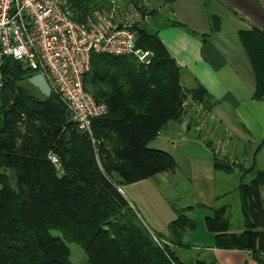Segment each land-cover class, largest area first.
<instances>
[{
  "label": "trees",
  "instance_id": "obj_1",
  "mask_svg": "<svg viewBox=\"0 0 264 264\" xmlns=\"http://www.w3.org/2000/svg\"><path fill=\"white\" fill-rule=\"evenodd\" d=\"M61 1L80 14L74 16L78 22L112 4V0ZM137 31L138 47L153 53L150 64L133 55L92 57L84 86L108 105V113L92 120L91 134L80 130L55 94L45 97L32 84L37 93L20 85L35 72L11 58L5 60L0 106V264H73L68 245L72 242L86 252L84 264H215L183 263L171 250V242L182 244L183 234L196 226L186 214L193 206L180 209L173 204L177 218L169 231L174 239H165L168 244L160 246L119 189L175 170L176 159L150 144L171 121L193 112L192 104L184 107L189 97L207 112L213 106L212 96L201 84L190 90L183 87L181 69L157 32ZM240 36L256 75L254 97L264 100V32L254 29ZM50 153L60 158V169ZM215 166L231 171L228 163L217 160ZM7 169L14 172L16 187L3 173ZM225 212L226 208L216 209L207 218L218 245L254 248L256 233L248 216L246 231L239 235L229 231Z\"/></svg>",
  "mask_w": 264,
  "mask_h": 264
},
{
  "label": "crops",
  "instance_id": "obj_2",
  "mask_svg": "<svg viewBox=\"0 0 264 264\" xmlns=\"http://www.w3.org/2000/svg\"><path fill=\"white\" fill-rule=\"evenodd\" d=\"M171 5L168 17L155 20L156 32L181 69L183 87L201 84L213 106L205 131L198 119L187 128L174 120L150 144L176 159L175 170L122 191L145 213L150 230L169 241L174 239L169 224L177 218L173 204L194 207L186 214L196 226L183 234L182 244L170 243L179 261L264 264V100L254 97L256 75L240 36L264 32V0H175ZM217 160L231 171L217 169ZM220 208H226L232 233L246 231L248 216L256 233L254 248L218 245L207 218ZM233 212L239 216L236 229Z\"/></svg>",
  "mask_w": 264,
  "mask_h": 264
},
{
  "label": "built area",
  "instance_id": "obj_3",
  "mask_svg": "<svg viewBox=\"0 0 264 264\" xmlns=\"http://www.w3.org/2000/svg\"><path fill=\"white\" fill-rule=\"evenodd\" d=\"M114 2V1H113ZM61 0H0V106L3 94L2 68L11 58L36 74H43L52 93L67 106L80 130L92 133V120L108 113V105L86 90L84 78L91 70L94 54L133 55L151 63L153 53L138 47L134 25L143 21L140 13H119L113 8L103 15L95 13L84 22L74 18V9ZM121 14V15H120ZM193 112L182 117L188 126L197 115L209 116L202 105L189 97L184 103ZM58 169L60 158L49 155ZM160 245L168 244L153 233Z\"/></svg>",
  "mask_w": 264,
  "mask_h": 264
},
{
  "label": "rangeland",
  "instance_id": "obj_4",
  "mask_svg": "<svg viewBox=\"0 0 264 264\" xmlns=\"http://www.w3.org/2000/svg\"><path fill=\"white\" fill-rule=\"evenodd\" d=\"M173 1H175V0H112L111 6H108L103 10L102 9L96 10L95 12L89 14L88 17L95 15V13H97V12L101 13L103 15H107L108 13H110V11L113 8H115L119 13H121L123 11L131 12V14L140 13L143 17V21L137 22L134 25L135 29L137 30V28L138 29L143 28V29L151 30L152 32L153 31L156 32V29L154 27L155 20L156 19L162 20V19H165L166 17H168L170 15V12H172L171 2H173ZM65 5L68 6L69 4L66 2ZM74 12H75L74 16L80 15L77 11L74 10ZM24 69L27 70L26 68H24ZM30 84L31 83H29L27 80H22L20 82V85L28 88L33 93H37V90L35 88H33L32 85H30ZM10 94L13 95L14 92H10ZM197 116L200 117L197 120L200 123V130L205 131L206 130L205 120L207 117L204 115H201V114L197 115ZM182 120L183 119L180 118L181 123H182ZM188 126H185V127L187 128ZM21 130L24 131V128L22 127ZM203 137L204 136H202V139H203ZM3 173L8 176L10 184L13 187H16L14 172L11 169H7V170H4ZM123 188H124L125 192H127L126 191L127 188L125 187V185L122 188H119L120 191L123 192L122 191ZM164 195H165V193H164ZM132 206L137 211V213H138L140 219L142 220V222L144 223V225L150 230V227H149L147 221H145V213H143V211H138V209H136V207L134 205H132ZM139 210H141V209H139ZM230 218H231V223H232L233 229L238 228L239 227V216H238V214L233 212ZM150 232H151L152 236H153V233H155L156 235H158L159 239H166V238L160 236L158 233H156L152 230H150ZM53 234L59 235V236L61 235V233L58 231H53ZM68 245L71 249V261L73 264H84L85 262H87L88 256L79 244L72 242V243H69Z\"/></svg>",
  "mask_w": 264,
  "mask_h": 264
},
{
  "label": "water",
  "instance_id": "obj_5",
  "mask_svg": "<svg viewBox=\"0 0 264 264\" xmlns=\"http://www.w3.org/2000/svg\"><path fill=\"white\" fill-rule=\"evenodd\" d=\"M29 82L36 87L45 97L52 96V88L43 74H35L30 79Z\"/></svg>",
  "mask_w": 264,
  "mask_h": 264
}]
</instances>
